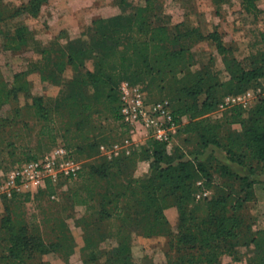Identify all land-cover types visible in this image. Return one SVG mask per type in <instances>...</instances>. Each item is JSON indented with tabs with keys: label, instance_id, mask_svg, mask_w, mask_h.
<instances>
[{
	"label": "trees",
	"instance_id": "obj_1",
	"mask_svg": "<svg viewBox=\"0 0 264 264\" xmlns=\"http://www.w3.org/2000/svg\"><path fill=\"white\" fill-rule=\"evenodd\" d=\"M46 1L28 0L11 7L0 0L3 49H20L29 42L33 33L28 25L12 30L3 27V23L23 15H38ZM213 2L219 12V7L228 0ZM117 3L123 11L96 18L93 21L94 35L89 43L82 38L66 46L54 42L48 60L39 67L42 78H57L52 80L58 85L69 84L68 92L61 98H53L56 111L60 112L63 107L74 108L72 113L77 110L91 117L100 99L101 87L112 89L113 78H123L132 83L141 80L155 83L159 80L160 87L169 89V100L178 120L188 117L182 131L196 133L202 156L209 148L213 149L206 158L193 161L185 159L177 148L170 154L168 142L151 138L136 154L138 161H151L152 170L148 175L135 176L129 172L127 161L130 158L126 156L103 158L98 163L83 166L78 175L81 184L71 193L72 204L86 207L85 214L76 219L85 240L81 251L83 264H102V254L93 248L106 239L115 240L117 245L109 251L103 250L108 254L105 264H138L131 254L133 235L130 231L133 229L144 237L167 236L165 255L170 264H217L225 254L238 259L239 247L252 241L259 254L248 264H264V239L252 230L253 216L245 211L255 198L256 178L264 173V94L259 96L251 110L234 106L232 122L241 121V130H227L222 135L223 124L209 116L225 96L243 93L264 78V46L244 62L234 55L233 46L226 42L218 29L203 33L199 27H191L186 21L173 24L169 14L162 13L160 0H140L137 5L129 0H117ZM244 3L247 9H258L254 0H244ZM258 37L264 45V30L258 33ZM201 42L221 55L223 68L217 67L213 53L205 64L196 60L194 49ZM112 57L119 62L115 67L111 63ZM90 58L93 69L85 63ZM67 65H72L75 72L66 81L63 74ZM34 69L15 72L13 81L9 83L1 81L6 77L0 66L2 100L14 102L19 93H26L29 83L25 78ZM89 85L94 87L93 93L86 91ZM43 100L42 96H33L31 107L40 119H47L55 108ZM119 105L118 89L115 114L122 121ZM46 124H41L40 135H51L53 128L48 130ZM218 148L246 172L234 170L220 160L215 154ZM37 158L36 154H31L26 160ZM215 176L218 181L213 183ZM60 180L57 183L46 182L48 195L55 193L54 186ZM199 180L214 190L213 195L196 200ZM25 199H29V194ZM170 207H176L178 212L177 232L169 228L165 210ZM89 208L92 213H88ZM128 213L133 216L130 218ZM5 222L8 224L3 225L6 228L4 239L10 245L7 253L0 254V264H51L38 258L51 252L68 262L70 255L75 253L76 241L70 226L63 224L67 229L62 230L63 226L60 228L57 223L55 240L46 241L31 232L24 222L10 219ZM115 223L124 226L111 228Z\"/></svg>",
	"mask_w": 264,
	"mask_h": 264
},
{
	"label": "rangeland",
	"instance_id": "obj_2",
	"mask_svg": "<svg viewBox=\"0 0 264 264\" xmlns=\"http://www.w3.org/2000/svg\"><path fill=\"white\" fill-rule=\"evenodd\" d=\"M11 1L14 2L16 0ZM163 1L165 2V8L164 5H161L162 13L172 12L173 10L175 12L172 15L174 23L180 22L184 10L183 4L184 1L187 0ZM63 2L64 0H62L61 3ZM231 2L237 6L240 3L239 0H232ZM261 4L262 8H264V0H261ZM122 11V8L119 6L118 12L120 13ZM17 19H25V16L23 15ZM230 26L234 28L233 25ZM246 26V31L250 32L248 28L251 24L248 25V22H246ZM258 27L264 28V13L262 14L260 25H258L257 28ZM5 28L12 29L8 23ZM242 32H245V30H242ZM228 39L231 41L233 40L232 38ZM1 42L2 37L0 35V45ZM8 52L9 51H5L0 54V66L6 77L1 79V81L4 80L10 83L14 79L15 72L30 70L28 64L24 61L10 60L6 55ZM194 52L197 58L196 60L200 64L208 62L209 55L213 53L217 58V67L223 68L221 55L212 47L208 45L203 47L196 46ZM111 63L113 67H115L119 62L116 57H112ZM90 69H93V67ZM111 69L114 70L113 68ZM67 72L68 75L73 74L69 70ZM179 76L182 75L180 74ZM25 79L29 83V88L26 93H19L17 100L14 102H6V100H2L0 97V254L7 253V249L10 245L9 241L4 239L6 238V228L3 227V225L8 224V222H5L6 219L26 223L31 232H35L36 235H39L46 241L55 240V231L59 224L61 225L60 228L63 224L70 226L73 234L77 237L79 236L81 228L76 226V219L85 214L86 207L72 204L73 200L71 199V193L76 188H79L81 181L78 175L83 166L87 163H98L103 158L113 159L126 156L130 158V160L127 161L128 170L135 176L148 175L152 170L150 160L138 161L136 157V154L150 139H145L142 134L133 135L134 130L124 125L122 121L116 118L115 106L117 102V91L119 89V82L123 78H113V83L111 82L113 86L112 89L108 90L104 89V86L101 87L99 91L101 94L100 99L96 102V107L91 117H86V115L76 112L77 110L72 113L74 108L70 109L63 107L60 109V112L56 111L57 105L56 103L54 104L53 98H61L64 93L68 92L69 84L58 85L52 80L57 78H40L37 73H32ZM64 79L67 81L71 78ZM129 79L134 80L136 78ZM158 81L159 80H156L155 83L151 80H141L138 82L143 84L150 100L162 98L169 99L171 97V94L168 92L169 89L160 87L161 83ZM263 82L264 78L259 79L252 87L243 92L248 95L245 106H222V101L218 108L209 114L213 120H218L223 124L220 131L222 135L227 133V130L235 131L242 129L241 121L232 122L231 117L235 116L233 108L234 106H242L246 110H251L259 96L264 94ZM86 91L88 93H93L94 87L89 85L86 87ZM33 96H42L44 97V102L46 101L49 105L54 106L55 109L52 112L50 111L47 119H40L38 115H35L34 109L31 107ZM50 99L52 100L51 104ZM187 121V116L181 118L178 131L174 135L172 141L167 144L168 151L170 154H173L174 148H177L178 152L184 154L185 159H191L193 161L206 158L205 155L202 156L200 144L195 136L196 133H185L182 131V126ZM44 122L47 123L48 130L53 128L51 135L39 134L41 124ZM58 144H65L73 155L76 164L79 166L77 176L62 177L60 183L57 184L58 190L51 196L46 193V182L43 188L35 189V194H31L28 200L25 199L28 192L26 189L22 192H13L10 195L8 189L5 187V180L10 170L14 166L26 161L29 155L36 154L39 158L53 150ZM213 158L215 159L216 157ZM213 163H215V161H213ZM259 176L260 177L256 178L257 185L256 182L254 184L255 198H253V201L250 202L245 211L250 212L253 216L252 230L257 235L259 234V237L264 239V201L260 202L258 197V193L260 194L264 191V185L260 186L258 184V182L264 183V176ZM216 181H218L217 176H215V181L213 183H216ZM113 182L115 183L116 180ZM213 193L214 190L210 188V195H213ZM87 210L88 213H92L91 208ZM165 213L168 218L169 228L177 232V209L175 208L174 212L166 209ZM128 214L130 218L133 216L132 213ZM65 225L62 230L67 229ZM123 226L124 224L115 223L112 224L111 228L119 229V227ZM76 231H78V234ZM130 233H132L133 237L139 235V232L134 229L130 231ZM109 244L112 245L113 242L110 241ZM109 244H103V246ZM256 248L254 241L242 244L238 249V259L225 254L220 257L217 264H248L251 258L258 256L259 251ZM167 250L168 237L163 235L160 237H153L152 239H146L144 243H140L136 240L134 244V253L138 264H169L165 255ZM144 251L147 254L146 256H143ZM81 257V252L76 248L75 253L69 257V263L67 261L65 262L63 257L54 252L42 256L40 255L38 258H43L51 264H83Z\"/></svg>",
	"mask_w": 264,
	"mask_h": 264
},
{
	"label": "crops",
	"instance_id": "obj_3",
	"mask_svg": "<svg viewBox=\"0 0 264 264\" xmlns=\"http://www.w3.org/2000/svg\"><path fill=\"white\" fill-rule=\"evenodd\" d=\"M27 1L28 0H16L13 2L11 0H1L3 4L11 7L20 6ZM129 1L133 5H137L140 0ZM160 1L165 8V2L163 0ZM231 1L232 0H228V2L223 3L219 7V12L217 11V6L213 0L184 1V10L181 15V21H186V23L191 27H199L203 33H208L218 29L223 34L226 42L229 41L228 44L233 46L234 55L239 60L245 62L250 58L251 54L255 53L257 49L264 46L259 42L258 37V33L261 30H264V28H257V26L260 25V19L264 13V8L261 6V0H254L255 5L258 7L256 11L247 9L244 0H239L240 3L238 6L234 3L232 4ZM61 2L62 0H47L42 4L38 15L26 16L25 19L10 20L3 23V27H6V24L8 23L12 27V30L20 25H28L30 29H32L33 33L29 42L20 49L6 50L0 45V54H2V52L9 51L6 55L10 60L24 61L28 64V68H36L31 71V74L37 73L38 76L42 78L39 67L48 60V54L54 42H59L61 45L66 46L69 42H72L77 38H82L89 43L94 35L93 21L98 17H109L119 13L117 0H64L63 3ZM174 13L175 12L173 10L172 12H168L172 23H174L172 16ZM246 22H248V25L251 24L248 28L250 29V32L246 31ZM230 25H233L234 28H231ZM242 30H245V32H242ZM228 38H232L233 40L231 41ZM205 45H207V43L201 42L196 46L203 47ZM85 63L89 68L93 67L92 58L86 59ZM68 70L72 73L75 72L72 65H67V69L63 74L66 78L72 76V74L68 75ZM138 134L141 135V132H138L135 135ZM212 149L213 147L207 150L204 154L205 157L212 152ZM215 154L220 158V160L229 164L234 170L246 172L244 167L230 161L223 150L218 148L216 149ZM260 175L264 176V173ZM258 177L260 176L258 175ZM47 181L48 179H45L43 181L33 183L27 194H29V196L31 194L34 195L35 189L43 188L45 182ZM258 184L260 186L264 185V183L260 182H258ZM54 188L56 192L58 190V186L56 185ZM258 197L259 201L263 202L264 191L260 194L258 193ZM175 208L176 207H170L168 208V211L174 212ZM76 226L81 228L77 222ZM76 233L78 234V231H76ZM74 237L76 238L75 249L77 248L78 251L81 252L82 248L85 246L83 229L81 228V233L78 237L75 234ZM135 237L132 238L131 244V254L134 261H136V255L134 253L135 241L137 240L140 243H144L146 239L153 238L144 237L142 235H136ZM110 241L113 242L112 245L109 244ZM103 244L109 245L103 246ZM116 245L117 242L115 240L106 239L100 241L98 246L93 248L96 253L99 252L102 254L100 256L102 264H105L108 258V254H106L107 252H104L103 250L106 249L109 251V249L114 248ZM146 255L147 254L144 251L143 256Z\"/></svg>",
	"mask_w": 264,
	"mask_h": 264
},
{
	"label": "built area",
	"instance_id": "obj_4",
	"mask_svg": "<svg viewBox=\"0 0 264 264\" xmlns=\"http://www.w3.org/2000/svg\"><path fill=\"white\" fill-rule=\"evenodd\" d=\"M264 88V82H263ZM119 115L123 123L130 126L135 135L138 132L145 139H156L170 143L179 129L180 121L175 116L169 99L150 100L141 83L122 80L119 85ZM247 93L225 96L222 106L246 105ZM79 166L64 144H58L53 150L37 159L26 160L14 166L7 174L5 187L9 194L30 190L33 183L48 179L57 183L62 177H76ZM199 190L196 199L210 196V189L203 180L197 182Z\"/></svg>",
	"mask_w": 264,
	"mask_h": 264
}]
</instances>
